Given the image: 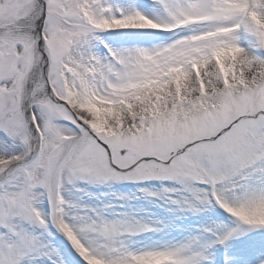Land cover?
<instances>
[{"label":"snow or ice","instance_id":"obj_1","mask_svg":"<svg viewBox=\"0 0 264 264\" xmlns=\"http://www.w3.org/2000/svg\"><path fill=\"white\" fill-rule=\"evenodd\" d=\"M0 264H264V0H0Z\"/></svg>","mask_w":264,"mask_h":264}]
</instances>
